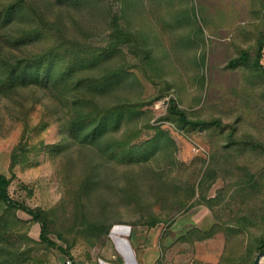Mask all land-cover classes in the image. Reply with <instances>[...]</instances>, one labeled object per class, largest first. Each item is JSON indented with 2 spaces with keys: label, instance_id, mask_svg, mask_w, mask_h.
I'll list each match as a JSON object with an SVG mask.
<instances>
[{
  "label": "rangeland",
  "instance_id": "obj_1",
  "mask_svg": "<svg viewBox=\"0 0 264 264\" xmlns=\"http://www.w3.org/2000/svg\"><path fill=\"white\" fill-rule=\"evenodd\" d=\"M261 37L264 0H25L0 24V173L55 245L0 203V264H254ZM42 55L50 81H11ZM117 226L138 230L129 261Z\"/></svg>",
  "mask_w": 264,
  "mask_h": 264
},
{
  "label": "trees",
  "instance_id": "obj_2",
  "mask_svg": "<svg viewBox=\"0 0 264 264\" xmlns=\"http://www.w3.org/2000/svg\"><path fill=\"white\" fill-rule=\"evenodd\" d=\"M24 4H25V0H17L13 6L11 5L10 7L7 8V10L3 11L0 14L1 27L9 26L11 24L12 17L17 13H21L22 7H24ZM30 34H32V33H30ZM37 35L38 34L36 33V34H32V35H26L25 37L20 36L17 43H18V45H26L27 44L26 41L28 38L31 40L33 37H36ZM263 48H264V37H261L259 40V44H258L256 61L254 63V66L257 69H263V71H264V66L261 63ZM247 61H248L247 53L242 52L238 58L232 59L230 61L229 66L236 67V66H240V65H245L247 63ZM23 62H27L26 64L20 63L24 66V69L20 73L13 76V78H11V81H13V82L23 81V82H25L28 79L29 81H32V83H37L40 79V76H41V73L39 71L40 69H43V71L46 73L47 81H50L52 79L53 75H51V73H50L52 63H51V59L48 56H46V55L37 56L33 60L27 59V61H23ZM20 67L21 66H18L16 68H20ZM33 68H36L35 71H33L31 73L27 72L28 69H33ZM171 111L173 113L178 114L180 116V118H182V120L185 119L184 114L182 112L176 110L175 108H172ZM195 124L198 125L200 123H195ZM9 186H10V179L7 176L0 173V203H4L11 208H16V209L22 210L23 212L27 213L28 215L35 217L39 222L42 223V230L40 233L41 239L44 241H48V242L52 243L53 245H55V243L51 242L45 233L47 230V225H46V222L44 220L43 215L38 213L33 208H30L24 204H20L16 201L12 200V198L9 195ZM257 247H258L259 252H264V235L257 238Z\"/></svg>",
  "mask_w": 264,
  "mask_h": 264
},
{
  "label": "crops",
  "instance_id": "obj_3",
  "mask_svg": "<svg viewBox=\"0 0 264 264\" xmlns=\"http://www.w3.org/2000/svg\"><path fill=\"white\" fill-rule=\"evenodd\" d=\"M204 214L207 215L206 212H204ZM206 219H208V215L206 217ZM209 220V219H208ZM196 225L197 228L199 229H202L200 227L201 224H194ZM137 234H138V230L136 228H125V227H120V226H117V227H114L112 228L111 230V236H112V239L114 241V245L116 247V252L118 253V255L123 259L129 261V259L131 260L133 256V253H135V250L137 248ZM121 241H125V247L124 245L122 246L121 245ZM135 262L138 263V260L135 259ZM132 263V264H137V263ZM131 264V263H130Z\"/></svg>",
  "mask_w": 264,
  "mask_h": 264
},
{
  "label": "water",
  "instance_id": "obj_4",
  "mask_svg": "<svg viewBox=\"0 0 264 264\" xmlns=\"http://www.w3.org/2000/svg\"><path fill=\"white\" fill-rule=\"evenodd\" d=\"M264 263V252H259L255 258L254 264H263Z\"/></svg>",
  "mask_w": 264,
  "mask_h": 264
},
{
  "label": "built area",
  "instance_id": "obj_5",
  "mask_svg": "<svg viewBox=\"0 0 264 264\" xmlns=\"http://www.w3.org/2000/svg\"><path fill=\"white\" fill-rule=\"evenodd\" d=\"M70 263V262H69Z\"/></svg>",
  "mask_w": 264,
  "mask_h": 264
}]
</instances>
